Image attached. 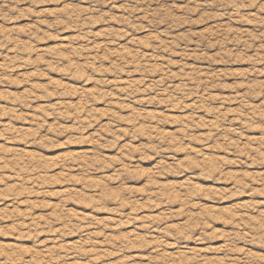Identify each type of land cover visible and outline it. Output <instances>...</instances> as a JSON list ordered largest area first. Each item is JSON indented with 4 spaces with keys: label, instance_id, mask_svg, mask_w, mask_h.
<instances>
[{
    "label": "rangeland",
    "instance_id": "374dc122",
    "mask_svg": "<svg viewBox=\"0 0 264 264\" xmlns=\"http://www.w3.org/2000/svg\"><path fill=\"white\" fill-rule=\"evenodd\" d=\"M0 264H264V0H0Z\"/></svg>",
    "mask_w": 264,
    "mask_h": 264
}]
</instances>
